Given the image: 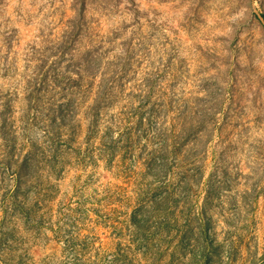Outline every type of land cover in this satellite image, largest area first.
Segmentation results:
<instances>
[{"label": "rangeland", "instance_id": "obj_1", "mask_svg": "<svg viewBox=\"0 0 264 264\" xmlns=\"http://www.w3.org/2000/svg\"><path fill=\"white\" fill-rule=\"evenodd\" d=\"M264 0H0V264H264Z\"/></svg>", "mask_w": 264, "mask_h": 264}, {"label": "water", "instance_id": "obj_2", "mask_svg": "<svg viewBox=\"0 0 264 264\" xmlns=\"http://www.w3.org/2000/svg\"><path fill=\"white\" fill-rule=\"evenodd\" d=\"M260 19L262 21V24L264 25V17L263 16H260Z\"/></svg>", "mask_w": 264, "mask_h": 264}, {"label": "trees", "instance_id": "obj_3", "mask_svg": "<svg viewBox=\"0 0 264 264\" xmlns=\"http://www.w3.org/2000/svg\"><path fill=\"white\" fill-rule=\"evenodd\" d=\"M263 17H264V15H263Z\"/></svg>", "mask_w": 264, "mask_h": 264}]
</instances>
